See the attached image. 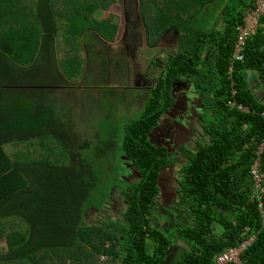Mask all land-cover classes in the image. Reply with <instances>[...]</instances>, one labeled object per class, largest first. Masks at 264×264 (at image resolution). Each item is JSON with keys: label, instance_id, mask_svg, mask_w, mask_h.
I'll list each match as a JSON object with an SVG mask.
<instances>
[{"label": "trees", "instance_id": "obj_1", "mask_svg": "<svg viewBox=\"0 0 264 264\" xmlns=\"http://www.w3.org/2000/svg\"><path fill=\"white\" fill-rule=\"evenodd\" d=\"M230 1L235 6L225 10L224 32L213 27L202 34L191 20L176 19V10L184 11L187 0H139L152 46L168 31L178 32L182 41L175 54L160 60L163 68L148 88L140 116L124 125L121 164L129 171L131 163L141 179L122 180L116 170L118 175L108 182L104 197L113 184L109 198L119 187L116 193L125 203L123 212L117 211L122 219L96 223L92 210L107 209L112 203L108 198L98 208H87L91 192L99 185L97 174L82 157L91 140L84 138L78 144L81 128L63 122L52 87L67 86L63 72L72 77L77 69L82 71L83 67L69 69L79 62L72 56L75 41L87 47L102 45L104 51L117 41L121 17L111 9L118 0H0V264H96L104 253L114 264H166L179 239L187 248L177 264H215L219 253L253 235L256 239L242 253V264H264V190L250 174L264 138V101H258L247 87L252 70L264 82V38H251L235 75L240 93L234 99L249 110L233 107L228 103L233 98L227 78L229 58L237 27L254 0ZM64 45L66 55L60 58L57 52ZM129 45L133 53L147 48L138 47L134 36ZM91 61L87 67L92 68ZM109 65L110 60L98 61L93 72L108 83ZM149 65H157L156 60L150 58ZM176 81L194 85L201 97L204 129L195 147L184 145L183 153L176 152L188 159L181 168L178 202V208L192 215L187 225L156 211L158 176L170 163V154L151 134L176 104ZM107 85L102 89H115ZM48 94L53 102L47 101ZM101 139L93 147L96 153L116 155L112 137ZM67 157L69 164H63ZM130 172L136 171L130 167ZM162 219L169 224L157 226ZM213 224L223 228L220 236L212 231Z\"/></svg>", "mask_w": 264, "mask_h": 264}, {"label": "rangeland", "instance_id": "obj_2", "mask_svg": "<svg viewBox=\"0 0 264 264\" xmlns=\"http://www.w3.org/2000/svg\"><path fill=\"white\" fill-rule=\"evenodd\" d=\"M205 1L207 0H195L197 4L191 5L188 3L193 1L187 0V2L183 4L182 9L184 11H190L189 14H186V18L191 20L202 34L204 24L207 21V11L212 8L211 13L213 14V9L219 8L225 3V0H213L216 3L212 6L206 7L205 5H199V3ZM117 3L118 5L113 6L111 9L112 12L118 13L121 17V29L117 41L109 47V51L102 50L103 46H98V44L95 45V41H93L95 46L88 47L90 51L89 54H86L85 49L80 50L77 59H81L85 56L88 61L92 58V68H90V66L87 67V69L83 67V72L86 71L77 84H71L68 81L66 87H52L54 89H56V87L59 88L57 92L53 93V95L54 99L58 101L60 109H62L60 111L61 115L65 116L63 122L68 121L67 123L69 124L74 123L76 129L81 128L83 131L80 130L77 135L80 142L78 144H81L84 138H89V140H91V148L85 150L82 149V157L85 160V163L89 164L97 174L99 185H97V187L91 192L90 198L86 204L87 208H98L104 200L111 196V190L116 184H113L107 197H104V195H106L107 187L109 186L108 182L115 180L118 175L116 170L119 171V174L121 172L122 176H125L126 173L130 172V167L128 171V169L125 168V163L121 164L122 158L120 157L121 154H124L122 149L124 125L129 120L136 119L140 116L139 114L145 108V99L149 94L148 88L153 85L156 80V75L159 74L163 68V64L160 60L167 59L170 52L175 54L176 51L174 49H177L178 47L174 46L182 41V39L177 37V34H174L175 31H168L158 38V45L152 46L147 38L146 22L141 13L139 0H118ZM176 5L179 4L176 3ZM101 12L102 11L98 12V14ZM180 20H185V14L180 16ZM210 25L211 24H208L205 27V31H208V33ZM121 36L122 38H120ZM127 36L129 40L127 39L128 41L126 42L125 38H127ZM133 36L136 37L138 47L143 45L147 48H142L140 52L137 51V53H133L128 48L131 46L129 44H132ZM162 42L163 45L161 44ZM172 44H174V46ZM73 46L78 47V43H74ZM66 49L67 46H64V49H61L60 52L58 51V57L63 58L66 55V53H64ZM158 50L160 51V54L157 55L156 51ZM147 55L151 57L146 58ZM150 58H153V60L155 59L157 65H154V67L150 66ZM104 60H107V62L110 60L111 62V65L108 66V70L112 71V77L109 80L110 83L107 82L106 78L100 80V76L93 73L98 66V61L102 63ZM116 60L121 63L122 68L117 66ZM78 66L82 67L81 65L72 63L69 69L73 70ZM90 70L93 74L90 73L91 75H88ZM151 71L154 73L150 75L149 73ZM105 77H108V75ZM71 80L74 81L75 79L72 78ZM107 84L113 85L115 89H102V87H107ZM176 84L182 85L178 81H176ZM182 86L184 87V85ZM112 90L114 91L110 92ZM48 100L53 102L52 97L49 94L47 96V101ZM172 108L173 106L171 109ZM201 109L202 108L199 110ZM66 114L68 115L66 116ZM158 128H160V125L157 126V129ZM95 134L98 136H95ZM156 134L159 135L157 132ZM111 137L114 144H117V157L114 153L101 157L96 153V148L93 149V147L97 145L99 140H102L101 138L105 141ZM10 150L13 151V147H10ZM69 162L70 157L63 159L62 161L63 164H69ZM118 189L119 187H116L113 191V197L108 199V204H111L113 200H116L115 203L117 208L122 204L121 195L116 193ZM159 200L160 203L156 207L159 216H162L167 220L169 219L170 221L174 219L186 224L190 213L188 214L187 210L178 208L179 201L173 200V202H171L167 199L165 192L160 194ZM117 208L109 207L108 209H102L99 211L92 210L90 214V216H93L92 221L100 223L104 220H112L115 218L121 220L122 214H116ZM121 209L123 212L124 209L122 206L119 210ZM165 219L158 221V224L156 225L169 224ZM106 258V255H99L97 260H105Z\"/></svg>", "mask_w": 264, "mask_h": 264}, {"label": "flooded vegetation", "instance_id": "obj_3", "mask_svg": "<svg viewBox=\"0 0 264 264\" xmlns=\"http://www.w3.org/2000/svg\"><path fill=\"white\" fill-rule=\"evenodd\" d=\"M180 87H182V89ZM194 91L195 90L192 88V85L189 89H187V85H184V87L182 85H176V90L173 95L175 101L177 102L178 100L179 104L174 106L170 113H166L165 117H162V121L159 123L160 128H158L157 131L154 130L152 134V139L155 143L167 148L170 154V163L167 164L160 172L158 176V184H161V187L159 186L160 194L165 192L167 199L171 202H173V200L178 201L180 198L181 168L183 164L188 161V159H186L183 155L177 156L176 152L181 150L183 153L184 145L188 147H195L197 142L202 138V133L204 132V129L202 128V115L199 110L201 108L200 96L196 97L198 102L195 101V104L188 102L190 101V96H188V94H192ZM156 132L160 136L157 135ZM128 165L136 172H131L128 176H122L120 172L119 178L122 180H124V177L128 180L141 179V175L137 172L135 167L131 163H128ZM115 201L116 200L112 201L111 208H117ZM121 206H125L123 201L117 208V211L121 208ZM108 208L109 207H107V209Z\"/></svg>", "mask_w": 264, "mask_h": 264}, {"label": "built area", "instance_id": "obj_4", "mask_svg": "<svg viewBox=\"0 0 264 264\" xmlns=\"http://www.w3.org/2000/svg\"><path fill=\"white\" fill-rule=\"evenodd\" d=\"M262 18H264V0H254L252 7L246 12L242 23H240L237 27L238 40L236 43L235 54L233 58H231V64L228 69L230 93L233 98H231L228 103L229 105L233 107L237 106L242 110H249V108L246 107L243 103L234 99V97H236L240 93V90L237 87L238 82L235 79V62L244 58L247 44L251 40V38L257 34L258 26ZM263 152L264 138L258 146V149L254 156V160L250 167L252 180L261 190H264V187L262 186V182L264 181V171L262 170ZM255 239L256 236L253 235L252 237L242 241L240 245L225 249L223 252L219 253L216 256L215 264H242V253L247 248V246L251 245L254 242ZM104 255H106L107 258L105 260L100 259L96 264H114L109 262V255H107L106 253L101 254L100 256Z\"/></svg>", "mask_w": 264, "mask_h": 264}, {"label": "crops", "instance_id": "obj_5", "mask_svg": "<svg viewBox=\"0 0 264 264\" xmlns=\"http://www.w3.org/2000/svg\"><path fill=\"white\" fill-rule=\"evenodd\" d=\"M192 1L193 2L188 3V4H191V5L197 4L195 2V0H192ZM214 3H216V2L213 1V0H207V1L203 2V3H199V5L202 4V5H205L206 7H208V6H212ZM231 5L235 6V3L233 1H230V0H225V3L223 5H221L219 8L213 9V11H214L213 14L211 13L212 8H210L207 11L208 12V16H207V21L204 24V29H205V27L208 24H211L209 26V30H211L213 27H216L217 32L223 33L224 32V27H225L224 24H225V21H226L225 14L228 13L225 10H226V8H228ZM189 12L190 11H186V12L182 11V12H180V11L176 10V12H175L176 13L175 16L177 17L176 19H180V16L185 14V20H187L186 14H189ZM182 21L184 22V20H182ZM174 34H177L178 38L180 37V34L178 32H175ZM257 35L258 36L259 35L260 36L263 35V38H264V20L262 22H260V24L258 26V32H257V34L254 37H257ZM120 38H122V36ZM252 39L250 40V42L252 41ZM237 40H238V37H237ZM75 43H78V47H74V46L72 47V48L75 49V51L73 52L72 56L78 57V53L82 49H85L86 54H89L90 51H89L88 47L84 45V43H83V45H81L79 41H75ZM236 43H237V41H236ZM161 44L163 45V42ZM172 45L174 46V44H172ZM174 47H178L177 49H174L175 51H177L180 48L179 47V42ZM128 48L130 49V47H128ZM235 48H236V44H235ZM95 51H96V54H97V50L96 49H95ZM205 51H208V49H206ZM234 54H235V49H234L233 55L229 58L228 69H229V66L231 64V58H233ZM244 58H245V53H244ZM244 58L242 60H238V61L235 62V75H236V77H237L238 64L240 62H242L244 60ZM75 59H77V58H75ZM77 61H79V62H75L76 64L81 65L82 67L85 66V68L87 67L86 65H83V64H87V62H88L87 61V57L84 56L81 59H77ZM228 69H227V78L229 76ZM76 72H78V74L75 75V76H72V77H69L65 72H63L62 75H63L64 79L66 80L67 84H68V81L71 84L72 83L77 84L79 82V80L84 76L83 70L81 71L80 69H77ZM72 78H74L75 80L72 81L71 80ZM235 79L238 82V78H235ZM263 85H264V82L262 80V77L257 71L252 70V71L248 72V75H247V87L250 90L251 94H253L257 98L258 101H264V87H263ZM192 87H194L193 84H192ZM58 89L59 88H56V89H53V90L55 92H57ZM197 95L198 94L196 92V97H198ZM187 213L189 214L190 212L187 211ZM191 216L192 215H189L188 219H190ZM184 225H187V224H184ZM222 230H223V228L221 227L220 224H213L212 225V231L215 234H217L218 236L221 235ZM185 248H187V244L183 240L179 239L175 243V245L170 249L169 257H168L169 259L166 262V264H177L178 257L183 252V250Z\"/></svg>", "mask_w": 264, "mask_h": 264}, {"label": "water", "instance_id": "obj_6", "mask_svg": "<svg viewBox=\"0 0 264 264\" xmlns=\"http://www.w3.org/2000/svg\"><path fill=\"white\" fill-rule=\"evenodd\" d=\"M190 88V86H188L187 87V89H189ZM192 88H195V87H192ZM195 90V89H194ZM188 96H190V101H188V102H192L193 104H195L196 102H198V100L196 99V90L194 91V93H192V94H188ZM194 100V101H193ZM196 101V102H195ZM200 102H201V97H200ZM179 103H178V100H177V102H176V104L174 105V106H176V105H178ZM189 104V103H188ZM187 104V105H188ZM190 126V125H189ZM188 128V127H187ZM157 129V127L154 129V130H156ZM153 134V133H152ZM151 134V135H152ZM179 151H181V150H179ZM178 156H181V154H179L178 153ZM161 183V182H160ZM159 186L161 187V184H159ZM169 259V258H168ZM168 259H167V261H168Z\"/></svg>", "mask_w": 264, "mask_h": 264}]
</instances>
